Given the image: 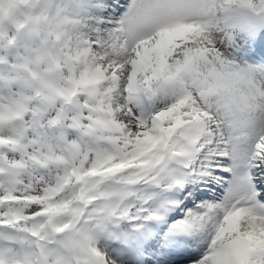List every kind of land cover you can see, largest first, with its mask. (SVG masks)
<instances>
[{"label":"snow or ice","instance_id":"6c2138e0","mask_svg":"<svg viewBox=\"0 0 264 264\" xmlns=\"http://www.w3.org/2000/svg\"><path fill=\"white\" fill-rule=\"evenodd\" d=\"M18 2L0 19V264H115L106 222L169 205L203 238L193 264H264V66L221 53L254 0Z\"/></svg>","mask_w":264,"mask_h":264},{"label":"bare ground","instance_id":"6f19581e","mask_svg":"<svg viewBox=\"0 0 264 264\" xmlns=\"http://www.w3.org/2000/svg\"><path fill=\"white\" fill-rule=\"evenodd\" d=\"M229 32L230 37L223 40L222 42L221 53L224 59L233 62L238 67H246L249 65L264 66V63L257 57V52H245L242 49L244 47L250 46V44L245 40L244 34L238 28L233 26L231 29H229ZM173 192L170 193V198H173ZM169 208L171 207L161 209L164 217L172 214L170 213L172 210L170 211ZM185 214L186 212L183 213L181 219L184 218ZM162 221L154 218L149 219L148 224H143V233L146 232V234H143L142 239L140 240L134 242L132 241L133 239H131V237L126 238L127 244L123 242L124 246H122V249L119 250L120 253H118L113 258L115 264L117 262L121 264H143V261L140 259V255L135 254L134 251L136 250V247L139 246L140 242L143 244L153 241L156 234L162 231ZM172 224L177 223L175 222ZM179 235L181 236L178 238L177 243L173 245H169L168 241L161 242L159 238H157V264H183V262L186 260L193 262V258L199 256L198 250L204 245L203 238L200 233L189 231V238L186 240L183 238L184 236L182 234Z\"/></svg>","mask_w":264,"mask_h":264},{"label":"rangeland","instance_id":"374dc122","mask_svg":"<svg viewBox=\"0 0 264 264\" xmlns=\"http://www.w3.org/2000/svg\"><path fill=\"white\" fill-rule=\"evenodd\" d=\"M9 1L10 0H0V19L8 17L14 18L19 15V8L12 14H7V5ZM175 193L176 194H174L173 197H175L176 200L180 199V193H177V191ZM176 207L180 208L181 206L177 205ZM182 210L184 209L182 208ZM126 219V217H115L112 220L106 222L103 228L97 232L98 246L103 249V251L107 254L108 257L111 258V260H113V258L118 254L119 251H117V249L121 247H117L116 240L118 241V239L123 240L124 238H127V236L130 235L131 229L134 230L133 219L129 218L132 222H127ZM202 249L203 247H201L199 251H201ZM139 252L140 253L137 254H140V259L143 261V264H146V261L148 262V264H157L155 252H141L140 250ZM116 264L121 263L117 262Z\"/></svg>","mask_w":264,"mask_h":264}]
</instances>
